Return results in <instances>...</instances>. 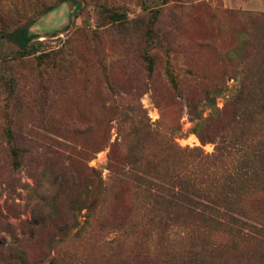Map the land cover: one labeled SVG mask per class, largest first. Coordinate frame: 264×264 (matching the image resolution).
<instances>
[{
    "label": "rangeland",
    "instance_id": "rangeland-1",
    "mask_svg": "<svg viewBox=\"0 0 264 264\" xmlns=\"http://www.w3.org/2000/svg\"><path fill=\"white\" fill-rule=\"evenodd\" d=\"M107 9L131 22H110L102 16ZM23 26L34 36L27 54L6 36ZM148 28L157 43L148 41ZM240 37L245 57L230 58ZM239 81L258 107L264 0H0V240L22 239L31 263L136 264L133 255L147 249L155 257L149 264H175L166 246L181 247L186 234L103 224L113 203L100 200L95 181L86 193L87 167L106 178L102 138L115 137L118 104L140 103L159 131L179 127L180 146L212 152ZM192 103L203 119L216 112L215 120L192 118ZM39 197L50 198V220L31 240L19 227L43 209ZM207 241L220 262L263 264L264 246L256 242L227 232L209 233Z\"/></svg>",
    "mask_w": 264,
    "mask_h": 264
},
{
    "label": "trees",
    "instance_id": "trees-1",
    "mask_svg": "<svg viewBox=\"0 0 264 264\" xmlns=\"http://www.w3.org/2000/svg\"><path fill=\"white\" fill-rule=\"evenodd\" d=\"M102 16L118 26L131 22L117 10H104ZM145 35L150 43H157L152 28ZM6 36L24 54L34 37L25 26ZM242 44L240 37L229 52L230 58L245 57ZM144 60L152 71V56L145 55ZM172 85L177 87L176 83ZM226 88L219 86L214 94L219 95ZM255 92L258 107H254L248 87L239 81L224 104L230 106L227 127L231 126V132L227 127L222 130L212 152L198 146H180L173 134L179 127L159 131L140 103L118 104L115 137L113 141L106 135L102 138V146L108 147L107 176L87 167L89 173L85 177L86 193L95 181L100 200L113 203V211L104 215L103 224L118 230L126 226L155 230L162 237L184 232L187 241L177 248L174 244L166 246L164 253L165 257L176 259L175 264H228L214 258L217 247L207 241L212 232H227L232 238L264 246V82L256 86ZM204 99L207 106L213 107L212 96ZM189 112L192 118L204 121L216 113L203 119L199 103L190 104ZM198 137L205 142L199 134ZM12 164L19 165L17 157ZM46 198L49 200L39 197L43 209L38 213L34 209L31 220L20 225L21 236L35 240L50 220V213L45 211L50 207V198ZM21 240L15 236L10 242L0 240V264H39L27 261ZM133 258L136 264H149L155 257L145 249Z\"/></svg>",
    "mask_w": 264,
    "mask_h": 264
}]
</instances>
